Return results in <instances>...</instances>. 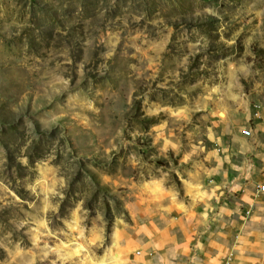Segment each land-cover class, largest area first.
<instances>
[{
    "label": "rangeland",
    "instance_id": "rangeland-1",
    "mask_svg": "<svg viewBox=\"0 0 264 264\" xmlns=\"http://www.w3.org/2000/svg\"><path fill=\"white\" fill-rule=\"evenodd\" d=\"M259 126L264 0H0V264L236 233Z\"/></svg>",
    "mask_w": 264,
    "mask_h": 264
},
{
    "label": "crops",
    "instance_id": "crops-1",
    "mask_svg": "<svg viewBox=\"0 0 264 264\" xmlns=\"http://www.w3.org/2000/svg\"><path fill=\"white\" fill-rule=\"evenodd\" d=\"M264 138V127L259 126ZM252 130V129H251ZM252 131V136H253ZM251 136V137H252ZM264 161V148L258 153ZM264 183V182H263ZM246 201L252 207V217L244 224L243 217L238 220V230L234 233L227 224L221 234L200 237L196 248H190L193 238L189 231L174 229L165 231L148 243L158 250V257L142 254L139 264H264V194L257 191V185L247 184ZM157 259V260H155Z\"/></svg>",
    "mask_w": 264,
    "mask_h": 264
},
{
    "label": "built area",
    "instance_id": "built-area-1",
    "mask_svg": "<svg viewBox=\"0 0 264 264\" xmlns=\"http://www.w3.org/2000/svg\"><path fill=\"white\" fill-rule=\"evenodd\" d=\"M256 115H258V112H256ZM242 134L246 138L251 137L252 136V130H251V128H248V129L243 130ZM257 191L260 194H264V183H260V184L257 185Z\"/></svg>",
    "mask_w": 264,
    "mask_h": 264
}]
</instances>
